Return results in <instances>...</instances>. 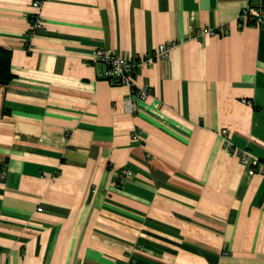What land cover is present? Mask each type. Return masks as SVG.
Masks as SVG:
<instances>
[{
  "label": "crops",
  "instance_id": "0c3cea01",
  "mask_svg": "<svg viewBox=\"0 0 264 264\" xmlns=\"http://www.w3.org/2000/svg\"><path fill=\"white\" fill-rule=\"evenodd\" d=\"M253 4L42 0L27 35L29 0H0V264H264V26L238 25ZM162 43L125 113L94 50L135 62Z\"/></svg>",
  "mask_w": 264,
  "mask_h": 264
},
{
  "label": "built area",
  "instance_id": "2783aa9c",
  "mask_svg": "<svg viewBox=\"0 0 264 264\" xmlns=\"http://www.w3.org/2000/svg\"><path fill=\"white\" fill-rule=\"evenodd\" d=\"M42 0H29L31 13L28 15L27 35L40 30L41 21L38 17V10ZM250 22L252 26H264V0H254V4L243 8L238 15V25L243 26ZM213 30L198 29L196 37L212 36ZM169 44H158L153 52L146 54L142 59L135 62L129 61L121 56L114 55L107 50L96 49L91 56V62L102 66L98 76L110 86H123L128 88V95L123 100V110L127 114L135 112L136 103L142 102L148 96V88L145 85L136 86L133 81L134 70L138 66L150 65L154 59L164 60L167 57ZM219 139L225 150L232 154L244 168L246 174L251 175L257 164L250 160L249 155L244 150L234 148L228 139L225 129L218 132ZM115 187H120L128 178L125 170H119L114 176ZM36 211H40L39 208Z\"/></svg>",
  "mask_w": 264,
  "mask_h": 264
},
{
  "label": "trees",
  "instance_id": "16d2710c",
  "mask_svg": "<svg viewBox=\"0 0 264 264\" xmlns=\"http://www.w3.org/2000/svg\"><path fill=\"white\" fill-rule=\"evenodd\" d=\"M250 22H247L243 26H250ZM239 27H242L239 25ZM8 59H9V52L0 48V85L6 84L11 79V74L8 70Z\"/></svg>",
  "mask_w": 264,
  "mask_h": 264
}]
</instances>
